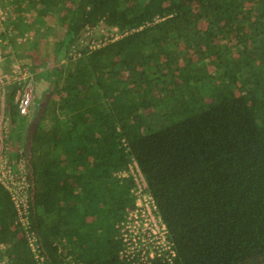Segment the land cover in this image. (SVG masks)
I'll return each mask as SVG.
<instances>
[{"label": "trees", "instance_id": "obj_1", "mask_svg": "<svg viewBox=\"0 0 264 264\" xmlns=\"http://www.w3.org/2000/svg\"><path fill=\"white\" fill-rule=\"evenodd\" d=\"M4 3L12 54L27 32L63 31L49 61L15 54L49 83L38 102L51 93L32 144L40 103L23 116L18 87L6 89L5 156L15 174L26 161L45 264H126L134 162L177 252L152 264H264V0ZM97 28L119 37L91 49ZM0 245L13 264H38L1 180Z\"/></svg>", "mask_w": 264, "mask_h": 264}, {"label": "built area", "instance_id": "obj_2", "mask_svg": "<svg viewBox=\"0 0 264 264\" xmlns=\"http://www.w3.org/2000/svg\"><path fill=\"white\" fill-rule=\"evenodd\" d=\"M15 16L11 8L0 5V125L5 119L6 89L10 85L18 87L16 103L23 116H31L37 110V103L49 88V83L37 80L35 74L28 67H23L19 62L12 63L11 70L2 69L5 58L12 54L11 45L6 34L11 31L13 25L9 16ZM10 23V29L6 23ZM8 36V37H7ZM118 34L106 35L100 41H91L89 46L96 49L109 41V38H118ZM1 45L6 47L4 52ZM48 86V87H47ZM6 128V127H5ZM5 134L0 132V180L12 192L21 222L26 228L29 246L34 253L38 264H45V256L42 254V245L38 241L35 231L30 230V183L26 169V161L20 163V173L15 174L5 156ZM131 176L134 179L132 195L135 206L127 210L124 219L119 224V232L123 243L120 251V259L126 264H152L155 261L173 263L177 256L175 242L169 235V230L164 223L154 197L151 195L147 182L136 162L130 166ZM119 176H128L121 173ZM6 247L0 245V264H13L5 255Z\"/></svg>", "mask_w": 264, "mask_h": 264}, {"label": "rangeland", "instance_id": "obj_3", "mask_svg": "<svg viewBox=\"0 0 264 264\" xmlns=\"http://www.w3.org/2000/svg\"><path fill=\"white\" fill-rule=\"evenodd\" d=\"M5 0H0V5H2V7L4 8H7L8 9V5L9 3H4ZM27 4V2H26ZM28 7H32L30 6V4L27 5ZM24 17V21H25V25L27 24H30L32 19L35 17L34 16V13L32 11H29V12H26L24 13V15H22ZM10 18V16H9ZM54 32L49 35L48 37L45 36V32L44 30H42L40 33L39 32H27L25 34V36H23V38H18V43L21 44V45H17V48H14L15 50L13 51V54L10 56L11 58H5L4 62H3V67L2 69L5 71V70H8L9 66H10V60L13 59L14 62H16L14 59H15V54H23V53H26V52H32L33 53V57L36 59H38L39 61V57H45L47 59V61H49V57L52 56V54L54 53V50H55V45L57 43V41L61 38L62 34H63V31L62 29H59V28H55V26L53 27ZM104 31V28H97L96 30H92L90 33L86 34L84 38H86L85 42L89 43L91 41H89L88 39H91L92 41H100L103 39L100 38V34L103 33ZM40 34V35H39ZM44 35V36H43ZM93 36L94 38L92 39L90 36ZM106 35H111V33H107ZM30 42H38V44L40 43V50H39V47H38V50L34 51V50H31L30 47H29V43ZM86 44V43H85ZM13 62V63H14ZM44 71V70H42ZM40 102H38L37 104L39 105ZM0 120H1V112H0ZM6 125L5 123L3 122L1 125H0V132L2 131L3 134H5V128ZM5 143V142H4ZM4 146H6V144H4Z\"/></svg>", "mask_w": 264, "mask_h": 264}, {"label": "water", "instance_id": "obj_4", "mask_svg": "<svg viewBox=\"0 0 264 264\" xmlns=\"http://www.w3.org/2000/svg\"><path fill=\"white\" fill-rule=\"evenodd\" d=\"M50 99H51V93H47L44 97V100L40 103L39 105V112L38 115L36 117V119L32 122L31 127H30V143L32 144L33 141V134L36 132L37 130V125L38 123L41 121L43 115L45 114L47 107L50 103ZM30 157H31V147H29L28 149ZM31 178H33V173H30Z\"/></svg>", "mask_w": 264, "mask_h": 264}, {"label": "crops", "instance_id": "obj_5", "mask_svg": "<svg viewBox=\"0 0 264 264\" xmlns=\"http://www.w3.org/2000/svg\"><path fill=\"white\" fill-rule=\"evenodd\" d=\"M45 82H47L46 80H44ZM48 87V86H47ZM48 91V89L46 90V92ZM44 96V95H43ZM36 113V111L31 115V117ZM8 143V142H6Z\"/></svg>", "mask_w": 264, "mask_h": 264}]
</instances>
